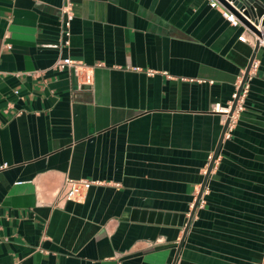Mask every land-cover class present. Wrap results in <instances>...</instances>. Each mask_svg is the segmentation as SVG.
<instances>
[{
  "label": "crops",
  "instance_id": "crops-1",
  "mask_svg": "<svg viewBox=\"0 0 264 264\" xmlns=\"http://www.w3.org/2000/svg\"><path fill=\"white\" fill-rule=\"evenodd\" d=\"M70 1L64 43V0H0V264H261L264 44L209 0Z\"/></svg>",
  "mask_w": 264,
  "mask_h": 264
},
{
  "label": "built area",
  "instance_id": "built-area-1",
  "mask_svg": "<svg viewBox=\"0 0 264 264\" xmlns=\"http://www.w3.org/2000/svg\"><path fill=\"white\" fill-rule=\"evenodd\" d=\"M209 4L212 7H216L219 9L221 14L232 24H238L241 23L245 30L240 35H238V38L240 40L246 39V32L251 34L255 37L252 31L249 30L247 26H245L241 20L228 8H226L221 2L218 0H209ZM61 24H62V33L64 35V43H68V34H69V24L71 22V19L73 17L72 13V4L70 0H64L62 7H61ZM258 65V61L256 59H253L249 65L247 75L245 79L242 82L243 74L240 77L239 86L237 89L232 93V98L228 101L226 105H222L219 102H215L212 105V109L215 111H219L224 115H227L229 118L228 124H226V129L223 132V135L225 137H228L230 135V130L232 128L233 122L235 120L236 115L244 109V99L248 91L249 86V78L253 74L254 70L256 69ZM53 66L59 69H62L64 67H68L71 69L72 73L75 75H78L82 69L87 68L85 64H83L81 61L73 59L70 56H60L58 55L55 59ZM93 80L92 72L90 69H86L83 75V79L80 81L84 84H91ZM241 83V84H240ZM233 105V106H232ZM92 182H95L93 180L87 179V178H67L63 189L61 190L60 197L63 199H75L82 190L87 189ZM202 202V199L200 200ZM264 264V261L261 263Z\"/></svg>",
  "mask_w": 264,
  "mask_h": 264
},
{
  "label": "water",
  "instance_id": "water-1",
  "mask_svg": "<svg viewBox=\"0 0 264 264\" xmlns=\"http://www.w3.org/2000/svg\"><path fill=\"white\" fill-rule=\"evenodd\" d=\"M221 2L226 8L232 11L241 22L249 28L250 31L255 35V46L254 50L258 48V46L263 43L264 44V2L261 0H218ZM250 62L245 68L242 82L247 75V71L249 68ZM233 106V105H232ZM226 127V122L225 125ZM200 192L197 195V199L195 200L192 210L190 211V216L192 215L195 206L197 204ZM189 219H185L184 213L178 215L179 224H185V228H187L189 224Z\"/></svg>",
  "mask_w": 264,
  "mask_h": 264
}]
</instances>
